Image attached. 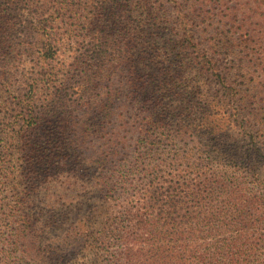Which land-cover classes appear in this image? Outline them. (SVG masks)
I'll use <instances>...</instances> for the list:
<instances>
[{
  "label": "trees",
  "instance_id": "trees-1",
  "mask_svg": "<svg viewBox=\"0 0 264 264\" xmlns=\"http://www.w3.org/2000/svg\"><path fill=\"white\" fill-rule=\"evenodd\" d=\"M56 1L80 27H67L74 51L54 84L61 47L54 22L31 16L32 0H0L1 85L14 81V62L37 53L0 116V221L19 167L34 174L61 170L58 159L70 154L75 161L63 163L65 169L76 173L85 161L95 163L104 201L114 197L119 207L118 264H263L257 250L264 231L258 241L248 238L264 224L262 169L250 158L263 154L252 130L261 111L248 105L264 95V0ZM71 93L77 99L70 103ZM115 98L118 107L135 109L133 127L147 131L145 139L166 131L170 142L186 133L204 141L199 161L173 148L165 157L138 159L146 178L125 204L117 201L125 190L115 195L101 170L103 151L91 142L103 138ZM193 99L204 116L179 123L178 112L193 110ZM218 110L249 147L223 138L219 120L210 122ZM177 159H185L190 173L185 168L175 179L169 167ZM19 234L9 236L11 244Z\"/></svg>",
  "mask_w": 264,
  "mask_h": 264
},
{
  "label": "rangeland",
  "instance_id": "rangeland-1",
  "mask_svg": "<svg viewBox=\"0 0 264 264\" xmlns=\"http://www.w3.org/2000/svg\"><path fill=\"white\" fill-rule=\"evenodd\" d=\"M32 1L34 3L31 16L42 21L51 18L54 22L52 25L54 30L58 31L56 38L61 47L53 61L55 84L67 70L60 64L71 60L74 51L73 41L69 40L70 28L67 29V27L72 25L70 27L79 28L80 21H73L68 11L56 8L54 5L57 3L56 0ZM36 55L37 53L25 54L20 61L14 62L12 68L15 72L14 81L8 85L0 83V116L7 102L14 99L17 86L22 81L23 74L31 68L33 57ZM69 96L71 99L67 102L71 103L77 99L74 93ZM194 99L191 103L193 110L178 112L181 120L179 123L184 124L204 116L201 105ZM252 101L248 107L261 111L252 130L259 138L258 146L263 150V154L257 155L254 152L250 158L262 169L261 175L258 176L260 182L257 187L258 193L264 197V130L257 129L264 127V95ZM119 104L118 98H115L113 105L109 108L110 116L108 121L104 122L103 138L92 136L91 142L94 145L93 148H101L103 151L101 170L116 190L115 195L125 190L117 199L119 204H125L126 199L129 200L132 197L133 190L146 178L145 173L137 166L138 159L149 161L148 155L154 154L155 158L165 157L174 150L184 155L188 150L192 155L194 153L198 157L196 160L199 161L203 155V152L200 154V150L204 149V141H201L198 136L193 137L186 133L170 142L166 137V131H161L163 133L155 131L145 139L143 136L148 132L140 127H133L135 109L131 107L122 109L118 107ZM121 111L123 121L120 120L121 117H118ZM224 115L227 114L218 110L210 122L213 118L219 120L221 130L225 132H223V138H227L233 147H249L245 137H239V129L233 122L229 123L228 119H224ZM226 126H228L229 135L226 134ZM62 148L66 152L70 150L67 146ZM58 160L57 164L75 161L70 154ZM184 161L185 159H177L170 162L174 164L169 168L173 170L175 179L178 178L177 174H184L185 168H187L185 172L190 173V168L183 163ZM155 162H158V159H154ZM63 163L60 165L61 170L50 166L51 169L42 171L40 174H34L33 169L18 168L15 179L19 180V183L13 190H8L4 198L5 204L2 206L5 219L0 221V264H118L114 260V254H116V243L121 233L117 229L114 230L117 227L114 215L119 207L115 206L114 197L111 198L112 200L109 197L111 201L105 202L106 197L104 196L108 194H105L104 189L98 188L95 184L100 168L91 161H85L75 173L70 169H65ZM17 166H19L18 162ZM192 173H196V170ZM206 174L210 173L206 172ZM236 177L241 179V175ZM250 178H255V176L252 175ZM250 178L247 180H251ZM249 184L254 183L249 181ZM262 225V229L260 228L258 232H250L248 238L258 241L259 233L264 231V224ZM18 229L20 237L19 239L14 237L16 244L13 245L10 243L9 236L15 234ZM260 252L261 258L264 259V247H258L257 253Z\"/></svg>",
  "mask_w": 264,
  "mask_h": 264
}]
</instances>
